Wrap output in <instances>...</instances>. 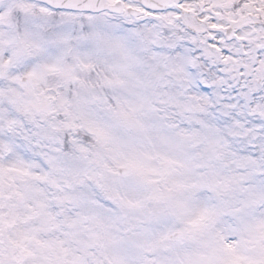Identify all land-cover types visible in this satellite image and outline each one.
<instances>
[{"label":"snow or ice","instance_id":"6c2138e0","mask_svg":"<svg viewBox=\"0 0 264 264\" xmlns=\"http://www.w3.org/2000/svg\"><path fill=\"white\" fill-rule=\"evenodd\" d=\"M0 264H264V0H0Z\"/></svg>","mask_w":264,"mask_h":264}]
</instances>
